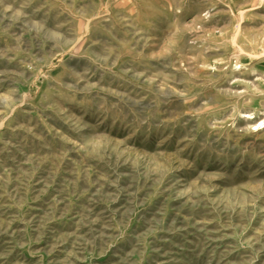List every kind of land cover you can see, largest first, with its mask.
Listing matches in <instances>:
<instances>
[{
    "label": "rangeland",
    "instance_id": "374dc122",
    "mask_svg": "<svg viewBox=\"0 0 264 264\" xmlns=\"http://www.w3.org/2000/svg\"><path fill=\"white\" fill-rule=\"evenodd\" d=\"M0 264H264V0H0Z\"/></svg>",
    "mask_w": 264,
    "mask_h": 264
}]
</instances>
